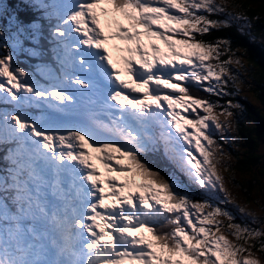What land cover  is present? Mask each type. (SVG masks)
<instances>
[{"label":"snow or ice","instance_id":"6c2138e0","mask_svg":"<svg viewBox=\"0 0 264 264\" xmlns=\"http://www.w3.org/2000/svg\"><path fill=\"white\" fill-rule=\"evenodd\" d=\"M24 3L57 21L52 35L66 70L45 86L14 65L12 52L0 57V103L14 105L0 111L11 165L0 175V264H264V224L237 223L220 206L236 201L218 170L226 154L212 130L231 129L230 109L242 106L212 103L185 86L209 82L205 91L230 94L229 80L238 79L231 66L243 67V57L230 40L198 37L230 26L212 16L248 17L226 0ZM14 23L22 30L25 22ZM159 140L195 184L225 199L194 200L154 169L144 154ZM237 208L259 219L248 205Z\"/></svg>","mask_w":264,"mask_h":264},{"label":"trees","instance_id":"16d2710c","mask_svg":"<svg viewBox=\"0 0 264 264\" xmlns=\"http://www.w3.org/2000/svg\"><path fill=\"white\" fill-rule=\"evenodd\" d=\"M9 2L15 7V17L18 16L28 26L27 32H36L32 24L38 22L39 31L49 34L51 29H48L47 25L53 22L52 20L47 21L48 18L44 16V13L40 14L36 9L37 7L26 6L24 0H9ZM44 2L47 3L48 1L44 0ZM32 3H34V0H28V4ZM227 4L229 5V11L235 8L237 12L246 15L250 24L240 28V21L246 20L231 19L226 13H222L210 18L225 20L226 16L230 26L219 30L212 29L211 34L198 38L213 41L217 38H224L231 41L232 50L236 52L237 56L243 57V67L232 66L237 68L236 75L242 87L232 83V81L228 82L225 92L230 94L216 100L219 96L205 91V88L209 86V82H204L201 86L196 82H187L185 86L189 88L193 96L209 100L224 107H227L228 101H232L233 104L235 102H238L236 104H242L241 108L230 109L234 115L232 117V128L229 129L231 133L236 135L234 140L240 141L241 145L237 146L236 143L225 142L222 148L231 152V161L227 164L229 168H240L250 175H247L245 183L241 182V186L238 187L239 189L243 188L242 190L240 189L241 199L237 197L234 191L228 190L238 204L248 205V201L258 200V191H254L255 184L257 186L259 184L262 185L263 189L261 190L264 191V180L262 179V177L264 178V109L261 110L257 106L255 99H253L254 94L259 96L264 94V56L262 55L264 53V41L259 39H264V0H227ZM9 7L10 9L12 8V6ZM223 59H227V56L223 57ZM3 104L11 103H0V106ZM29 109L34 111L33 108ZM219 109L222 111V108ZM248 115H250L251 120L245 119ZM193 117L194 114L191 113L190 118ZM156 134L158 136L159 133L156 132ZM166 147L164 141L159 140L148 153L144 154V158L164 176L169 178L176 176L182 179L186 188H180V190L190 194L194 200L203 201L207 200V196H214L217 203H220L221 200L225 199L223 192H207L188 178L173 158V154ZM255 170H258L257 175ZM226 205H231V207L235 205L233 209L238 211L237 205L234 203L221 204L220 206L226 207ZM249 207L258 214L259 219L257 222L254 224L252 217L243 215L240 212V218H236V221L241 224L245 222V224L252 227H259L264 222V208L258 206H255V208ZM221 219L227 223L226 218L222 217ZM258 247L259 244L257 243ZM253 250L256 251V249ZM262 260H264V256H262Z\"/></svg>","mask_w":264,"mask_h":264},{"label":"rangeland","instance_id":"374dc122","mask_svg":"<svg viewBox=\"0 0 264 264\" xmlns=\"http://www.w3.org/2000/svg\"><path fill=\"white\" fill-rule=\"evenodd\" d=\"M50 1L51 0H49L48 2L50 3ZM218 2H219V0H218ZM0 4H2L3 10L7 9V6H6L5 2H3V0H1ZM37 10H38V12H41L39 9H37ZM225 20H226V16H225ZM0 23H1V26H2V27H0V29L1 28H4L6 30V32H11V34L13 36H15V40H14V42L12 44V47L14 48V51H12V54L14 56L13 63H23V64L28 63L29 62V54L30 53H34V54L37 53L35 51V43L39 40V32H42V31H36L34 34H32V39L29 40L28 41V45L25 46L24 45V42H22V37L25 35V33L24 32H18L19 30L17 28H13L12 27V23L9 20V18H6V21L5 22H4V20L2 18H0ZM23 29H25V30L27 29L26 24H24ZM52 30H53V28L51 29V32H52ZM4 37L6 39V41H4V42L5 43L6 42L8 43L9 40H10V38H11V35H10V33H6V34H4ZM259 39L261 41H264L263 38H259ZM159 43H161V47H164V45H163L162 42H159ZM7 54L8 53H6L4 56H6ZM262 55L264 56V53ZM263 56H262V58H263ZM198 85L201 86V84H198ZM223 96H228V95L222 94L219 97H217L216 100H218L220 97H223ZM253 99H255V102H256L257 106L260 107L261 110H263L264 109V94H262L260 96L254 94ZM236 103H238V102H235V104ZM239 105L242 106V104H240V103H239ZM177 110L180 111V109H177ZM183 114L189 116V118H190V114L191 113H183ZM245 119L251 120L250 115H248L247 117H245ZM159 131H160L159 128H156L155 129V132H158L159 133ZM212 135H213V138L216 140L217 144H219V145H222L223 146L225 144V142L236 143L237 146H240L241 145L240 144V141L234 140L232 138V135L230 133H228V129L225 130L223 133H221L219 130H212ZM166 148H168V146ZM223 152L226 155H225V158L222 161L221 165H218V170L225 177V186H226V188L228 190L234 191V193L237 194V197L239 199H241L240 192H241V190L243 188H240L241 189L240 190L238 187L241 186V182L245 183V180L248 177L247 175H249V174H247L246 172H244V170H242L240 168H237L236 169L235 167H232V168H230V170H227L226 171L225 169L226 168H229L227 166V164L231 161V156H230L231 155L230 154L231 152L229 150H227V149H223ZM229 157H230V159H229ZM97 163H98V166H100L99 165V162H97ZM101 170H103V169L101 168ZM255 172H256V175H257L258 174V170H255ZM233 176H234V179H233ZM171 178H174L179 183L180 188H186L184 186L185 184H184V182H183L182 179H180V178H178L176 176H172ZM262 179L264 180L263 177H262ZM255 186L256 187H255V190L254 191H258V195H257L258 200L257 201H253L252 200V202L248 201L247 204L249 206H251L252 208H255V206L264 208V191L261 190V189H263L262 188L263 186L260 185V184L258 186L255 184ZM206 199L207 200H210L214 204L217 203V200H216V198L214 196H207ZM234 204L238 205L237 201ZM225 208L228 211L232 212L233 215L235 216V218H240L239 211H236V210L233 209V208H235V205H232V207H231V205H226ZM236 222L239 223L238 221H236ZM242 224H245V222H243ZM262 224H264V222ZM229 238L230 239H233V237H229ZM258 255L260 257H262V256H264V253H259L258 252Z\"/></svg>","mask_w":264,"mask_h":264},{"label":"clouds","instance_id":"9594fccd","mask_svg":"<svg viewBox=\"0 0 264 264\" xmlns=\"http://www.w3.org/2000/svg\"><path fill=\"white\" fill-rule=\"evenodd\" d=\"M47 1H49V0H47ZM227 1V0H226ZM0 2H1V0H0ZM3 2H5V4H6V6H7V9H5V10H3V14H2V19L4 20V22L6 21V18H9V20L11 21V23H12V27L13 28H17L16 27V25H15V23H14V18H15V14H16V10H15V7L9 2V0H3ZM51 2V1H50ZM47 3H49V2H47ZM9 6H12V8L10 9V7ZM37 9H39V8H37ZM19 10V9H18ZM41 12H40V14L41 13H44V10L43 9H39ZM52 20V22L53 23H50V24H48L47 26V28L48 29H52V28H54L55 27V25H56V23H57V21L55 20V19H51ZM47 21H50L49 19H47ZM25 24V23H24ZM38 24V22H36V25ZM248 24H250V22L249 21H240V23H239V27L240 28H244V26H246V25H248ZM0 27H2L1 26V23H0ZM26 27H27V29L25 30V29H22V30H19L18 32H27L28 31V26L26 25ZM0 31H2V32H6V30L4 29V28H1L0 29ZM238 31H239V29H238ZM50 32H51V30H50ZM231 71H232V73H233V75H235V76H237L236 75V71H237V68H233L232 66H231ZM225 79H228L227 77H225ZM229 82H231V80H229ZM212 83H214V81L212 82ZM232 83H234L233 81H232ZM234 84H237V85H239L240 87H242L241 86V84H240V82L238 81V79L235 81V83Z\"/></svg>","mask_w":264,"mask_h":264}]
</instances>
